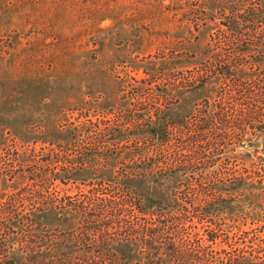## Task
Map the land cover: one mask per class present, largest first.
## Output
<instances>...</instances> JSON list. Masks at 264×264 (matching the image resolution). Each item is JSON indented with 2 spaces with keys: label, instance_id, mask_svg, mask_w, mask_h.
<instances>
[{
  "label": "rangeland",
  "instance_id": "obj_1",
  "mask_svg": "<svg viewBox=\"0 0 264 264\" xmlns=\"http://www.w3.org/2000/svg\"><path fill=\"white\" fill-rule=\"evenodd\" d=\"M250 3L0 0V201L35 182L42 190L56 188L60 197L90 196L95 189L112 192L122 204L132 202L136 209L130 207L129 216L109 217L114 224L105 231L115 240L113 245L89 243L100 253L91 252L87 264H180L165 253L164 245H158L161 252L154 255L140 241L143 228L150 225L145 210L155 209L176 222L173 225L168 219L166 231L171 240L187 247L182 251L191 252L194 247L190 246H197L195 233L206 240L207 233L216 229L217 243L236 236L245 249L241 254L248 257L253 252L264 264V123L255 122L218 141L211 134L205 144L210 145H201L207 147L201 163L193 165L186 158L189 166L169 175L155 173L162 171L159 162L166 160L165 153H171L164 152L151 136L149 123H143L145 131L134 128L140 116L159 119V110L166 107V121L172 126L190 123L221 132L219 121L203 117L202 111L207 102L214 104L224 80L217 76L199 88H191L189 80L206 61L242 55L236 44L228 46L222 38L215 45L211 37L217 33L215 22L226 29L223 24L226 16L232 18L230 10L243 12ZM252 25L239 21L231 33L236 37ZM254 37L251 30L244 44L255 43ZM249 48L243 56L250 60L248 65L234 72L233 78L255 79L263 70L264 54ZM260 59L252 68L253 61ZM100 121V128L91 131V122ZM104 122L117 130L113 143L109 132L100 133ZM100 137L109 143L100 142L94 150ZM51 154L64 158L68 168L74 164L63 176L64 182L41 179L38 173L32 181L35 165L41 167L43 158ZM218 180L222 183L216 188ZM36 202L34 198L25 201L27 210ZM56 204L34 211L33 218L51 234L77 230L80 216ZM179 225L186 231L173 232ZM85 232L92 238L95 234V239L100 234L93 229ZM38 233L36 229L34 234ZM18 238L12 258L21 264L25 255L19 245L21 235ZM156 240L163 242L161 237ZM72 241L68 246L71 264L85 252L76 238ZM225 248L227 254L211 245L198 255L201 260L194 254L188 257V264H209L210 256L217 260L214 264H223L230 255L240 253L228 254L230 249Z\"/></svg>",
  "mask_w": 264,
  "mask_h": 264
},
{
  "label": "trees",
  "instance_id": "obj_2",
  "mask_svg": "<svg viewBox=\"0 0 264 264\" xmlns=\"http://www.w3.org/2000/svg\"><path fill=\"white\" fill-rule=\"evenodd\" d=\"M250 2V7L248 6L243 12H239L234 9L230 10L231 14L229 15L232 16V18L226 16L225 19L227 21L223 24L226 29L221 28L215 22L214 25L217 33L211 37V41L215 45H218L222 38L225 39L228 46H235L236 44L238 47L237 50L243 52L242 55L225 60L221 57H216L211 63L206 61L201 65V67L195 68V75H192L191 73L189 80L191 88L204 86L212 78L217 76L222 78V81L224 80L223 87H221L218 91V98L215 100L214 104L207 102L208 106L202 111L203 117H211L212 119L215 118L219 121L221 132L218 133L215 130L209 131L207 128L198 129L197 127L195 128L194 125H190V123H177L175 126H172L169 121H166V107H162L164 110H159L161 115L159 119H154L152 116H149L148 118L147 116H140L139 119L136 120L134 126L135 130L138 132L145 131V124L143 123L148 122L149 126L147 128H150L151 136H153L159 145L163 146L164 152L167 151V153H171H165L166 160L159 162V166L162 168V171H157L155 172L156 174L169 175L181 172L182 167L189 166L186 158H189L193 165H195L194 162L197 164L201 163L204 158L206 148L210 145L205 144L210 142L209 137L211 134L212 139H214V141H218L219 138L225 139L230 137L232 133L255 126V122L258 126L264 123V65L262 66L263 70H260L259 75L255 79L243 80L242 77L233 78L234 72H236L239 68L242 69L244 66L248 65L250 60L244 58L243 56H245L244 52H249V47L259 49V52L264 54V29H261L264 25V0H250ZM252 5H256L257 7H251ZM225 12L226 11H224V13ZM214 21L215 20L212 22L214 23ZM239 21L242 25H253L252 29L244 30L240 35H236L235 37L233 33H231L233 31L232 25L237 24ZM251 30L255 34L254 38L256 39V42L253 44L246 42L248 44H244L246 40L243 41V39L251 37ZM220 34H222V37L218 38ZM261 61V59L253 61L252 68L256 65V63H260ZM145 82H148V79L145 80ZM104 123H106V127L103 130H100V133L109 132L108 135L112 139L111 142L113 143V141H115L114 137L117 130L110 128L108 122ZM101 124H103V121L96 123L91 122L89 128L91 131L95 128L96 131L100 128ZM78 126L84 127V125ZM207 131L211 133H206ZM102 139V137L96 138V141L93 144L94 150L98 149L97 145L102 142ZM102 143L105 145L109 142ZM201 145H205L207 147ZM186 152L188 154H186ZM41 163V167L37 166V164L35 165L36 172L32 173V181H35V174L38 173L41 179L49 180L51 182L60 180L63 183V176L71 172L74 165L72 164L68 168L67 162H65L64 158H62L59 154H51L46 158H43ZM171 170H174L175 172H172ZM38 174L36 177H38ZM221 181L222 180H218L216 188L221 187ZM52 185L53 184L51 183V186ZM58 196L59 194H57L56 188L51 190H42L37 187L35 182H33L32 185L26 184L21 189H18L8 200L0 201V264H17V262L12 258V255L17 251L16 244L18 243L19 235H21V244H19L21 246L20 249L23 250L25 255L21 264H71L68 263L71 261V259H69V254L71 253L69 252L70 249L68 246H71L74 243L72 240L75 238L76 242L83 245L85 252H83L81 256L77 258V262L73 264H87L86 257L90 255L91 252H93L91 255L95 253L94 251H96V253H100V251H97L95 247L92 248V246H89V243L96 244V242H98L97 244L100 246L106 244L109 246L113 245V242L115 241L109 237V234L107 233V235L105 231V228H108L109 230L113 227L111 225L114 224V221H109V217L112 215L114 217H119L123 213L127 215L132 214L131 208H135V205L132 204V202L130 206L127 203L122 204L119 199H115V197L112 196V192L101 191L100 193V190L95 189L91 192L90 196L80 197V194L68 197L59 196V198ZM49 197L53 198L51 202L47 201L50 199ZM29 198H34L37 202L34 206L31 205V208L27 210L25 201ZM40 200L42 201L39 202ZM29 201L31 202V200ZM53 204H56L63 210L69 209L80 216L81 221L77 230L62 232L59 235L51 234L45 230L41 223H38L33 218L34 211H41L43 209L46 210L49 205ZM35 206L38 207L36 208ZM185 209L186 211L188 210V208H184V210ZM145 215L150 218V225L143 228L141 237L144 239H141L140 241L145 244L146 249H148L151 254L155 255L156 253L161 252V248L157 246L164 245L166 250L165 253L168 256L175 258L177 262H180V264H188V257L194 254L196 255V260H201V258L198 257L199 254L204 253L211 245H218L222 248L221 250L225 254H227V248H225V246L230 249L228 254H232V252L236 251L240 252L235 256L230 255L229 258L223 262V264H260L259 260L261 258L254 255L253 252H251L252 254L248 257L241 254L244 253L245 249L244 247H241L239 240L234 239V237L237 238L236 236L224 240L222 242L224 244L217 243V240L220 238V234L219 230L216 229L207 233L208 237L206 240L202 237L200 238V234L195 233L194 239L197 246H190L189 249L191 250L192 247H194V250L191 252L190 250H186V252L182 251L183 249H187V247H182L174 240H171L169 235H167V233H169V231H166L168 229L167 224L169 222V217L163 210L155 209L152 212L145 210ZM166 216L168 218H166ZM123 217L125 218L126 216L124 215ZM198 218L201 220L204 219L202 217ZM169 220L173 225L176 224L173 218ZM122 222H124L125 225L128 224V221L126 220ZM200 224H202V222ZM36 229H38V234H34ZM92 229L95 230V232H100V234H97L98 239H95V234L93 235L95 238H92V234L85 232ZM101 230L103 233L102 236ZM183 231H186L185 226L179 225V227L173 232ZM240 232L245 233L244 231ZM159 237L163 238V242L160 244L156 240ZM53 238H60L61 242H56L54 244L52 241ZM206 242H208L210 246L204 249L205 245L208 244ZM51 243L54 245H51L52 248H57L53 250L49 247V244ZM100 246H98V248H100ZM36 248H39V250H36ZM56 254L60 255L57 256ZM49 259L52 260L49 261ZM207 260L209 261V264L217 263V260L211 256Z\"/></svg>",
  "mask_w": 264,
  "mask_h": 264
}]
</instances>
